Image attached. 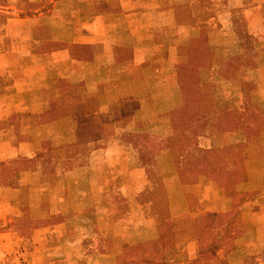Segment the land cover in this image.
<instances>
[{
    "label": "crops",
    "instance_id": "1",
    "mask_svg": "<svg viewBox=\"0 0 264 264\" xmlns=\"http://www.w3.org/2000/svg\"><path fill=\"white\" fill-rule=\"evenodd\" d=\"M205 3L206 0H28L25 8L17 0L0 3V18L4 17L3 23L0 20V118L13 113L27 116L25 130L11 129L0 138V161H17L0 165V264H123L136 253L151 256L161 251L141 248L140 241L131 243L137 231L153 232L151 239L160 237L158 231L167 221L144 216L141 204L135 200L129 205L128 216L119 220V231L113 232L114 237L125 240L119 249L82 250L86 231H82V225L73 226L76 228L73 230L71 222L88 223V219L81 208L72 213L63 207L69 192L80 186L36 184L37 160L42 153L37 144H57L58 151L49 155L51 168L52 164L65 165L64 150L71 148V144L102 140L107 144L90 153L89 173L94 174L99 163L103 170L105 163L114 157L113 129L135 128L132 131L140 134L148 126L144 117L147 111H156L154 120H168L164 126L173 128V112L187 110L192 116L208 120L205 133L209 135L214 121L211 119L214 114L209 112L211 105L204 98L193 101L195 93L188 84L186 88L177 84L181 64L188 76L197 67L211 68L210 63L215 62L209 59L207 63H196L192 58L194 38L205 37H201L203 48L209 40L206 25L209 22L205 20L209 12ZM146 67L151 69V80L145 76ZM3 78L8 79L4 85ZM167 78L172 80L169 90L162 83ZM208 81L200 80L199 84ZM206 92L209 94L208 90L202 94ZM162 94L168 97L163 98ZM183 94L184 102L180 98ZM175 99L180 102H173ZM64 111L72 113L66 115ZM164 112L169 113V119H164ZM70 115L75 120L73 124L69 122L73 136L77 135L80 120H90L88 140H81L78 135L67 138ZM79 156L80 153L76 154L74 160ZM158 157L161 173L166 176V189L169 186V192L179 191L181 176L189 177L193 172L189 155L172 152L168 147ZM163 159L168 164L166 171L162 170ZM129 170L137 175L133 185L137 191L141 190L145 165L136 164ZM188 180L184 181L188 189L197 187L200 191L203 187L202 179ZM22 190L25 195L20 197ZM56 190L61 191V196L52 201L51 192ZM85 190H98L96 180ZM222 192V197L226 196ZM167 206L174 235L183 217H191L195 210L211 211L203 200L193 201L188 195L181 200L169 199ZM92 207L85 215L91 220L102 218L94 216L101 211V200L95 197ZM227 207L225 214L234 206L227 204ZM88 228L99 236L93 222ZM199 237L188 238L195 241ZM194 241H189L187 250L173 251L193 259L199 252ZM237 251L231 250L230 254Z\"/></svg>",
    "mask_w": 264,
    "mask_h": 264
},
{
    "label": "rangeland",
    "instance_id": "2",
    "mask_svg": "<svg viewBox=\"0 0 264 264\" xmlns=\"http://www.w3.org/2000/svg\"><path fill=\"white\" fill-rule=\"evenodd\" d=\"M27 1L17 0L23 8ZM8 2L9 0H0L1 4ZM34 6L37 7L38 3ZM204 6L209 12V16L205 18L209 22L206 24L209 40L203 48L201 37H205L200 35V38H194L192 48L195 54L192 58L196 63H207L209 59L215 62L210 63L211 68L202 67L204 71L197 67L199 69L188 76L184 64H181L177 84L182 88H186L188 84L189 90L195 93L193 101L204 98L207 105H211L209 112L214 114L211 119L215 122H211L209 135L205 133L208 120L198 115L192 116L187 110L173 112V128L164 126L168 123L169 113L164 112L165 117L162 114L164 119L167 118V122H164L154 120L156 111H147L144 117L148 126L140 134L132 131L135 128L113 129L111 135L115 140L114 157L105 163L103 170L99 163L100 167L95 169L96 174L89 173L90 153L107 144L102 140L71 144V148L64 150L63 160H67L65 165L52 164L51 168L48 166L49 155L58 151L57 144H37L42 147V153L41 159L37 160L39 174L35 178L36 184L80 186L69 192L63 207L65 211L72 213L81 208L84 217L88 219V223L82 220L71 222L73 230L82 225V231H86L83 232L87 237L82 242V250L119 249L125 240L117 239L113 232L119 231V220L128 216L129 213L126 212L129 205L135 200L141 204L144 216L167 221H164L161 231H158L160 237L151 239L149 236L154 235L153 232L141 234L137 231L133 240H130L131 243L143 242L141 248L161 250L159 253L151 256L136 253L123 264H264V0H206ZM3 19L1 16V23ZM144 73L151 80V69L146 67ZM205 79L209 81L199 84L200 80ZM170 81L172 80L169 78L162 81L168 90L172 84ZM7 82L6 78L1 80L3 85ZM145 84L148 86L149 82ZM205 90L209 94L206 92L203 95ZM162 97L168 96L162 94ZM185 97L184 94L180 96L183 102ZM152 101L151 97L149 103L152 104ZM175 101L179 99L173 100ZM62 113L69 115L72 112ZM150 113L154 115H149ZM5 116L0 118V138L10 133L11 129L27 128V116L20 113H13L8 118ZM67 121L68 139L77 135L81 140L89 139V119L80 120L76 128L77 135L74 136V131L69 126V122L73 124L75 121L72 115ZM168 147L178 154L187 153L193 166L189 177L181 176V189L174 190L175 192L173 189V192H169V186L166 189V176L161 173L157 162V158H160L158 156ZM78 153L80 156L74 160ZM6 162L15 164L17 161H0V165ZM136 164L146 167L145 183L142 181L144 185L139 191L133 185L137 182V175L129 172ZM161 166L166 171L165 166L168 167V164L165 159ZM188 178L192 182L202 179L201 190L197 191V187L194 188L193 185V189H188V185L184 183L189 181ZM93 180H96L98 190H85ZM222 190L226 196L222 197ZM94 193L97 194L93 196ZM51 194V200L55 201L61 196V191H52ZM24 195L22 190L19 196ZM187 195L193 201L203 200V204L211 211L202 213L195 210L191 215L193 219L183 217L178 221L174 235L167 203L169 199L181 200L187 198ZM95 197L101 200L102 208L94 216L102 218L91 220L85 214L92 211ZM229 203L234 207L225 214L223 211L225 208L229 209ZM89 221L94 223L99 236L90 231ZM199 235L201 237L195 238V241L194 238H188ZM189 241H194L196 250H199L193 259H189L183 252L173 251L187 250ZM231 250L238 251L230 254Z\"/></svg>",
    "mask_w": 264,
    "mask_h": 264
},
{
    "label": "trees",
    "instance_id": "3",
    "mask_svg": "<svg viewBox=\"0 0 264 264\" xmlns=\"http://www.w3.org/2000/svg\"><path fill=\"white\" fill-rule=\"evenodd\" d=\"M7 167H8V166H3L4 169H6ZM5 176H6V175H5ZM7 177H8V176H6V178H7Z\"/></svg>",
    "mask_w": 264,
    "mask_h": 264
}]
</instances>
